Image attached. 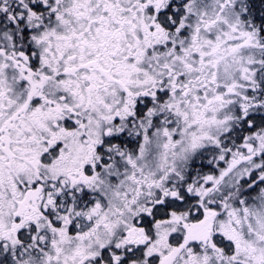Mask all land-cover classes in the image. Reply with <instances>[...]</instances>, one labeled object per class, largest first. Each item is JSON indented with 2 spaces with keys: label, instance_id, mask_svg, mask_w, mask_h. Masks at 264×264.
Wrapping results in <instances>:
<instances>
[{
  "label": "snow or ice",
  "instance_id": "snow-or-ice-1",
  "mask_svg": "<svg viewBox=\"0 0 264 264\" xmlns=\"http://www.w3.org/2000/svg\"><path fill=\"white\" fill-rule=\"evenodd\" d=\"M0 264H264V0H0Z\"/></svg>",
  "mask_w": 264,
  "mask_h": 264
}]
</instances>
